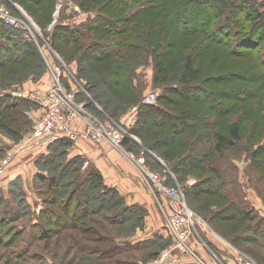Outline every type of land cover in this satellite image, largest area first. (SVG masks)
Wrapping results in <instances>:
<instances>
[{
	"label": "rangeland",
	"instance_id": "obj_1",
	"mask_svg": "<svg viewBox=\"0 0 264 264\" xmlns=\"http://www.w3.org/2000/svg\"><path fill=\"white\" fill-rule=\"evenodd\" d=\"M81 1L0 0V8L4 12L30 29L14 26L22 31L27 41L32 42L38 55V58L26 56L15 62L4 56L0 66V92H21L47 98L56 86L55 76L58 75L64 93L70 95L72 104L80 107L78 117L71 125L75 122L84 130L89 120L111 129L121 126L127 131L125 137L131 141L130 146L122 145L112 150L115 149L113 154L126 158L129 171L120 179H104V171L103 174L100 172L104 185L114 188L116 193L111 197L108 193L99 195L101 203L98 206L96 191L91 193V190L81 187L78 194L73 195L74 202L86 197L88 209L90 212L94 209L93 218L98 222H95L99 227L95 228V240L85 245V250L80 251L77 246L70 245L62 239L63 235L57 237L54 234L39 240L40 229H33L32 214L39 211L42 200L48 205L53 199L48 188L34 178L38 165L30 160L36 152H21L20 148L42 110L16 108L14 115L17 118L10 121L3 118L8 111L1 110L0 160L7 152H16L13 160H17L16 167L24 174L13 179H18L16 186L7 184L0 189L5 193L10 189L14 192L21 189L23 193L20 196H26L30 210L26 207L14 223H9L18 231L10 229V235L5 236L0 228V238L5 236L0 246V252H3L0 264H88L91 261L94 264H146L158 258L164 249L178 245V239L173 237L166 222L167 208L164 204L167 201L163 195L149 189L135 164L141 152L145 154V165L149 170L168 175L170 187L177 192L185 212L194 221L193 235L187 242L188 255H197V245L194 250L192 247L193 238L209 255L207 264L208 261L210 264H241L236 259L240 253L252 264H264V39L252 31L254 24L262 26L258 24L261 20L251 18L247 21L245 18V13L252 9L264 12V0H226L225 11L234 4L240 11L239 20L246 22L239 28L252 33L251 40L239 45L240 51L235 55H229L221 46L209 44L200 32H196L198 27H203L202 23L207 24V15L211 13L209 1L192 0L190 4L180 5L170 19L167 16L175 10L170 6L171 0H122V4L121 0H101L99 3V0H90L88 10L80 6ZM110 4H113L112 8ZM96 13L106 21L115 22L120 18L126 26H122L120 31L126 41L135 46L133 52L117 47L115 34L108 29V24L95 26L98 19L90 28L96 37L80 39L76 44L63 34L67 42L58 41L61 36L59 25L73 27L94 18ZM177 27L182 28L186 35H180L178 31L181 30ZM54 40L62 45V54L54 50ZM96 41L116 46L117 55L109 59H103V55V61L90 64L78 59V53L87 44L94 46ZM0 43L5 45V40L0 39ZM6 43L11 48V43ZM105 55H109V51ZM188 59L197 74L195 81L186 82L190 79L185 71ZM104 60L128 63V69L132 70L129 73L122 71L121 82L119 75L111 76L110 80L108 63ZM83 85L93 87L85 92ZM170 88L190 98L185 101L182 97L171 96ZM76 90L81 91L84 97H73ZM151 91L164 96L152 106L164 108L168 116L178 120L177 126H172L167 122L169 120H161L160 115L147 114L143 98ZM60 95L65 99V95ZM166 97L173 98L174 104L164 105ZM26 115L29 124L23 117ZM133 122L138 123L141 134L129 133ZM234 124L239 130V140L220 155L215 150V133L227 136ZM15 128H18L17 132L21 131L20 135L14 133ZM175 129L178 134L173 132ZM13 160L5 169L14 164ZM64 160L65 157L56 164L46 160L44 168L48 169L50 177L60 176V190L64 193L62 197L66 198V192L73 188L76 180L74 178L70 183L65 179L68 172L59 175V164ZM83 164L79 168L82 177L90 169V165L82 169ZM38 190L42 193L39 194ZM115 197L125 207L133 208L131 213L123 215L121 222L114 221L117 217L109 219L120 209L119 204L113 201ZM107 201L114 204L112 209L103 206L102 202ZM146 204L157 209L154 221L163 234L159 235V241L141 249L126 250L124 245L119 252L110 249L115 240L133 243L143 237L145 229L151 228L155 222L151 224L149 218L154 215V209H148ZM49 207L60 212L55 204ZM9 224L6 223V228ZM71 226L67 224L69 230L63 234L70 232ZM53 228L60 232L67 229ZM82 229L85 233L93 231L91 228ZM219 247L223 254L218 252ZM154 253L156 255L151 256ZM178 255L177 251L170 255L172 264H179ZM201 262L206 264L203 258Z\"/></svg>",
	"mask_w": 264,
	"mask_h": 264
},
{
	"label": "trees",
	"instance_id": "obj_2",
	"mask_svg": "<svg viewBox=\"0 0 264 264\" xmlns=\"http://www.w3.org/2000/svg\"><path fill=\"white\" fill-rule=\"evenodd\" d=\"M100 1L101 0H99L98 3ZM136 1H139V0H136ZM144 1L148 2L147 0H144ZM191 1L192 0H171L170 6H173L175 10H173V12L170 13L167 16V18L168 17L169 19L172 18V14L174 13L176 14L177 12L176 8H178L180 5L190 4ZM205 1H209V8H210L211 13L207 15L208 18L205 16L207 18V24L202 23L203 27L201 28L198 27L196 32H200L201 35L204 36V38L209 42V44L221 46L222 48H224L226 53H228L229 55L238 54L240 51L239 45L242 46L243 43H248L251 40V35H252L251 30H249L248 32H245V30L239 28V26H243L244 24L246 25L245 20L243 19L239 20L238 18V16L240 15L239 14L240 11L235 9L234 4L229 11H225L226 0H205ZM244 1H250V0H244ZM89 2L90 0H82L80 2V6L84 10H88L90 8L88 6ZM121 4H122V0H121ZM112 5H111V8H112ZM173 7H171L170 9L172 10ZM251 8H253V5H251ZM101 16L102 15L96 13L94 18L92 19L88 18L83 23L76 24L73 27L59 25L58 30L60 31L61 36L58 38V41L63 42V43L67 42L65 38L62 37L63 34L67 36L66 37L67 40L73 41L76 44L80 42V39H88V37L91 38L94 36L96 37V35H92V30L90 28L94 27L93 23L95 22L96 19H98L96 21L97 23L95 26L102 25V27H105L106 24H108L109 25L108 29H111V32L115 34L116 40L114 42L116 43L117 47L119 46V48L126 49L127 50L126 52H130V51L133 52V50L135 49L134 48L135 46L131 44L129 41H126V39L124 38V35L120 31V29L123 26V22L120 21V18H118V20H116L115 22H112L111 20L109 21L103 20ZM236 17H237V20H236ZM245 18L247 21L248 20L250 21L251 18L256 19V20H261V23H258V24H261L262 26L260 27L254 24L252 31H255L256 36H259V37L262 36V38L264 39V12H260V11L257 12L256 9L254 10L252 9L250 12L245 13ZM122 20L125 21L124 19ZM213 22H215V24H213ZM124 28H126V26ZM177 28L178 30L180 29L179 27ZM178 32H180V35H186L185 31L181 30ZM118 37H119V41H118ZM0 39L5 40V45L0 43V66H1L4 56H8V58L14 62L17 60L21 61L20 59L23 57L26 58V56L38 58L36 49H34L35 48L34 45L32 44V42L27 41V39L22 34V31L14 28L12 25H7L3 23L1 20H0ZM6 41L11 43L12 45L11 48L8 47V44L6 43ZM96 42L97 43L93 42L94 46H91L92 44H87L84 47L83 51L81 53H78L80 57L78 59H80L82 62L85 61V63L87 64H90V62L97 63V62L103 61L101 60V57L103 55H104L103 59L105 58L109 59L112 55L117 53L116 46L110 47L108 44L98 43L99 41H96ZM97 45L98 47H96ZM53 48L56 52L62 54V51H63L62 45L57 43L56 40H54ZM80 50L81 49H79V52ZM106 51H109V55H105ZM104 63H108V69H107L108 73L107 74L108 76H110V78H108L110 80H111V76L115 77L119 75V82H121L120 75L122 71L129 73L132 70V68L131 70L128 69L129 67L128 65H130L128 63H123V62L118 63L114 61H105V60H104ZM185 71H186V74L189 76L188 78H190L186 82H190L191 80L195 81L197 79V74L194 71L191 65V61L189 59H188V62H186L185 64ZM72 75H74V73ZM76 77L78 76L76 75ZM83 87L86 89L85 92H89V89L93 87V85H90V86L83 85ZM169 91H171V96H177L178 98L182 97L185 99V101L187 98L188 99L190 98V97L184 96V94H181L180 92L175 90V88H172V89L170 88ZM73 97H75L76 99L77 98L79 99V98L84 97V95L82 94L81 91L76 90L73 93ZM161 97H164V96L163 95L159 96L158 100ZM163 102H164V105L165 103L174 104L173 98L171 99L170 97H166L165 99H163ZM19 107H26V108L35 107V108H38V110H40L39 105H37L36 103H32L29 100L16 99V98H12L9 95L0 96V113H1V110L3 109L8 111L3 116V118H6V120L10 121V120L16 119L17 117H15L14 113L16 111V108H19ZM144 109H146L147 114L154 113V114L160 115L161 117L159 118L161 120H165V121L169 120L167 122L171 123L172 126H177L178 124V120H176L175 117L173 118V117L168 116L169 114L165 113L163 110L164 108L162 107H158L157 105L156 106H145L144 105ZM20 113L22 114V112ZM22 115H24V113ZM23 117L26 118V123L29 124L30 123L29 122L30 120L28 119L29 117L27 115ZM137 124H138L137 122L134 123L133 124L134 126L132 125L133 127L130 126V128L127 126L129 128L128 129L129 133L141 134L139 133ZM18 128L14 129L15 130L14 133L20 135L21 131L19 130L20 133L17 132ZM176 129L173 132L175 134H178V131ZM179 133H180V130H179ZM213 139L215 141L214 143H215L216 152L219 153L220 155H223L226 148L235 144L236 141L239 140V130H238L237 125L234 124L231 126L230 133L227 136H223V135H219L218 133H215V136ZM71 142L72 141H70L67 137H60L56 139L55 141L47 145L46 152L39 155V157H37V159L34 162L36 165H38V169H37V172L35 173L34 178L36 179L37 182L42 183L43 187L45 186L48 188L47 190L49 192L50 198L52 197L51 199L53 200L50 201L48 205H47V202L44 200H42V202L39 203V206H40L39 211L37 213L33 212L32 214V218L34 220L33 222L34 225H32V227L33 229H36V228L40 229V233L38 236L39 240H43L44 238L48 239L54 234H56L57 237L58 236L60 237L61 235H63L62 236L63 240L68 242L70 245L73 244L77 246L80 251H83L85 250L84 248L85 245H88L91 241L95 240L94 239L95 228H99V227L95 225V222L97 224L98 222L93 218L94 209L92 208L91 212L88 209L86 197H83V200H81L80 202L78 199H77L78 200L77 202H74L73 195L74 196L77 195L81 187H85L86 191L91 190V193H94L96 191L95 199L98 200V202L96 201V206H98L99 203H101V201H99L100 198H98L99 195L108 193L110 194V197H111V195L112 196L115 195L116 191L114 190V188L107 187L104 185L103 177L96 168L89 169L85 173V176L82 177L81 170L79 168L81 167L82 163H84V158L81 156H70L69 155V149L72 145ZM130 144H131V141L128 138L124 137L122 145L127 147L128 145L130 146ZM64 157H65L64 162H61V164H59V169H61V172L59 175H61L62 172H68L69 176H67L65 179H69L70 183L72 182L74 178L76 180L73 188L70 189V191L66 192L68 193V197H66L67 199L65 197L64 198L62 197L64 196L63 195L64 193H63V190H60V188H62L60 185V176L50 177L48 169L44 168L46 167L44 166L46 165L45 164L47 162L46 160L50 159L53 161V164L54 163L56 164L58 160L63 161ZM45 172L46 173L48 172V174H46ZM17 180L18 179L10 181L9 185L16 186L18 182ZM168 185H170V181H168ZM71 186L72 185H68V187H71ZM38 191H39V194L42 193V190H38ZM112 191L113 193H111ZM21 192L23 193L21 189H19V192L18 190L14 192L13 189H10V190H7L5 193L3 190L0 189V228L3 231V233H1L2 235H5V236L10 235L8 234L10 229H12V231L14 230L18 231L17 229H15L14 225H11L9 223H14L18 219V217L21 216L20 213H22L23 209H26V207L27 209L30 210V206L26 199V196L21 197L20 196ZM9 193L12 194L11 197L9 196ZM13 196H15V198H13ZM113 201L114 203L117 202L119 204L120 209L116 210L113 216L109 217V219L111 218L112 220L113 218L117 217L115 218L114 221L121 222V219H123L122 218L123 215L126 213L128 214L131 213L133 211V208L125 207L121 203L120 200H117V197H115ZM109 202L108 203L102 202V204L107 209H112L114 204H111ZM53 204L57 206V209H60L59 213L54 211L55 210L54 208L49 207V205H53ZM73 212H74V215H73ZM6 223L9 224L7 225V228L5 226ZM67 224H72V226L70 227L71 231L66 234H63L64 232L69 230V227L68 228L66 227ZM3 226L5 227L4 230H3ZM53 226L58 227L60 229H63V228H67V229L65 231L60 232L58 230H55ZM81 227L88 228V229L91 228L93 231L85 233V232H82L84 229H82ZM5 229H8V230L5 231ZM4 237L0 238V246L3 245L2 241ZM159 237L160 236H155L154 238L150 240L142 242L143 247L145 248L148 246H152L157 241H159ZM96 240H99V239L96 238ZM129 243H130L129 241L119 242L115 240L111 244L110 249H115V252H119L120 250L123 249L121 248L122 245H124V247L126 248L130 247ZM1 253L3 252H0V254ZM19 255L20 254L16 256H19ZM154 255L156 254L154 253L151 256L154 257ZM39 256L41 257V255ZM28 264H31V262ZM78 264H81V263H78ZM88 264H94V263L93 261H91V262H88Z\"/></svg>",
	"mask_w": 264,
	"mask_h": 264
},
{
	"label": "built area",
	"instance_id": "obj_3",
	"mask_svg": "<svg viewBox=\"0 0 264 264\" xmlns=\"http://www.w3.org/2000/svg\"><path fill=\"white\" fill-rule=\"evenodd\" d=\"M0 20L13 27H21L26 25L19 20L11 18L8 12H4L0 8ZM27 28V27H26ZM29 31L30 29L27 28ZM32 37V36H31ZM56 86L52 88L48 97H39L33 94H25L21 92H1V95H9L16 99H25L35 102L42 110L41 116L33 121L30 134L24 139L20 151H33L36 148L46 146L60 137H67L70 141L74 142L78 139H90L97 143L105 142L117 149L122 146L124 137L128 134L121 126L114 129L107 128L99 122L92 123L87 120L84 130L74 128L71 123L78 117V110L76 104H72L71 99L64 93L63 88L59 84V76H55ZM65 95V99L60 95ZM159 94L156 91L149 92L143 98V104L152 106L158 100ZM92 118V117H90ZM16 152L9 151L0 160V175L4 169L9 166L11 161L15 158ZM135 164L138 168L140 175L148 184L149 189L164 196L167 203L164 208L166 222L169 226L170 232L173 237L178 239V245L164 249L160 256L146 264H172L170 255L177 251L180 255L187 254V242L190 236L193 235L192 229L194 221L191 215L184 210V204L178 200L177 192L168 185V175H160L149 170L145 165V154L141 152L135 159ZM88 163L85 161L82 169H86ZM236 259L241 264H252L246 257L236 255ZM142 264V263H139Z\"/></svg>",
	"mask_w": 264,
	"mask_h": 264
},
{
	"label": "crops",
	"instance_id": "obj_4",
	"mask_svg": "<svg viewBox=\"0 0 264 264\" xmlns=\"http://www.w3.org/2000/svg\"><path fill=\"white\" fill-rule=\"evenodd\" d=\"M134 124V122H133ZM74 126H76L75 128L78 130H81L82 127L81 125L77 124L74 122L73 124ZM72 145L69 149V154L70 156H81L84 158V162L86 161L88 163V166L90 165V169L91 168H96L99 172H101V174H103L102 172L104 171L103 177L104 179H111L113 177L120 179L122 176L127 175V172L129 171V166L127 164V160H125L126 158H122L119 157L116 154H113L114 150L112 146H110L109 144L102 142L99 144H95V142L91 141L90 139H78L77 141L71 142ZM47 150V145L46 146H42L39 148H36L35 151L36 153H34V157L30 160L31 163H34L35 160L37 159V157H39V155L45 153ZM14 161V160H13ZM127 161V162H126ZM129 164L133 165L132 163L129 162ZM12 165V164H11ZM7 169H5L3 171V178L0 180V185H4L2 187H0L1 189H4L5 186L7 184H9L10 181H12L14 178L16 177H20L22 176V174H24V172L20 171L19 168H17V160L15 159L14 164ZM87 166V167H88ZM107 168V169H106ZM101 170V171H100ZM148 205V209L151 207L154 209V215L149 218L150 223L152 224L154 221V218L156 217V210L153 206ZM153 205V204H152ZM152 212V210H151ZM155 222V221H154ZM159 226L158 224L155 222L153 225H151L150 229H145V231L142 233L143 237L137 238L136 241H134L133 243H129L130 244V248H126L127 249H134V248H144L142 245V242L147 241L152 239L154 236H159L160 234H162V232H159ZM163 235V234H162ZM150 237V238H147ZM192 242V247L194 250V247H198L197 250H195L196 252V257H191L190 255H178V258L180 259L179 264H203L201 262L202 258L205 260L206 264H207V260L209 259V255L207 254V252L205 251V249H203V247H199V245L197 244V242H195V240L192 238L191 240ZM195 247V249H196ZM218 252L223 254V252L220 250V247L217 248ZM204 256V257H203ZM220 257H222L221 255H219ZM202 257V258H200ZM199 258V259H198ZM208 263L210 264V261H208ZM216 264V263H214Z\"/></svg>",
	"mask_w": 264,
	"mask_h": 264
}]
</instances>
